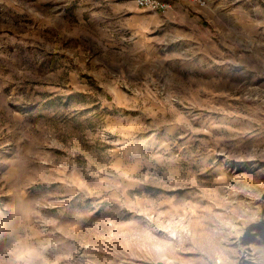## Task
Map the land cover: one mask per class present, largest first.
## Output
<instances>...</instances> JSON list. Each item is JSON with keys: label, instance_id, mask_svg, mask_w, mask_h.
Listing matches in <instances>:
<instances>
[{"label": "rangeland", "instance_id": "1", "mask_svg": "<svg viewBox=\"0 0 264 264\" xmlns=\"http://www.w3.org/2000/svg\"><path fill=\"white\" fill-rule=\"evenodd\" d=\"M0 264H264V0H0Z\"/></svg>", "mask_w": 264, "mask_h": 264}, {"label": "built area", "instance_id": "2", "mask_svg": "<svg viewBox=\"0 0 264 264\" xmlns=\"http://www.w3.org/2000/svg\"><path fill=\"white\" fill-rule=\"evenodd\" d=\"M191 3H195L199 6L206 4V0H188ZM135 5L139 8H145L154 12H166L169 10L174 0H134Z\"/></svg>", "mask_w": 264, "mask_h": 264}, {"label": "crops", "instance_id": "3", "mask_svg": "<svg viewBox=\"0 0 264 264\" xmlns=\"http://www.w3.org/2000/svg\"><path fill=\"white\" fill-rule=\"evenodd\" d=\"M176 2V0H174L173 4Z\"/></svg>", "mask_w": 264, "mask_h": 264}]
</instances>
